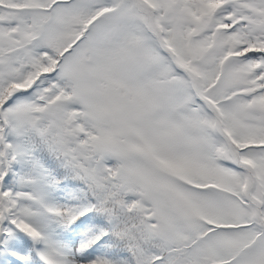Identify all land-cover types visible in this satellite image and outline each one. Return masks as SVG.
<instances>
[{
    "label": "snow or ice",
    "instance_id": "obj_1",
    "mask_svg": "<svg viewBox=\"0 0 264 264\" xmlns=\"http://www.w3.org/2000/svg\"><path fill=\"white\" fill-rule=\"evenodd\" d=\"M0 264H264V0H0Z\"/></svg>",
    "mask_w": 264,
    "mask_h": 264
}]
</instances>
